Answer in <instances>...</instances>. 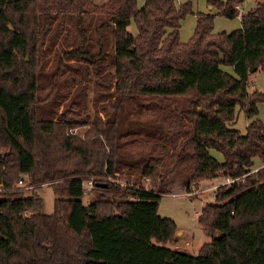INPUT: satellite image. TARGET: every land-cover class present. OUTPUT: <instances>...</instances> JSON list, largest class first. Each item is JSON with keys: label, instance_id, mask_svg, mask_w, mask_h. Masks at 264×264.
Instances as JSON below:
<instances>
[{"label": "trees", "instance_id": "obj_1", "mask_svg": "<svg viewBox=\"0 0 264 264\" xmlns=\"http://www.w3.org/2000/svg\"><path fill=\"white\" fill-rule=\"evenodd\" d=\"M241 1L205 0L239 27L213 32L196 12L181 42L188 3L0 0V264H264V95L247 92L264 68V0L238 14ZM219 175L243 178L200 208L209 241L195 255L164 246L177 236L159 196ZM42 184L50 213L23 194Z\"/></svg>", "mask_w": 264, "mask_h": 264}, {"label": "rangeland", "instance_id": "obj_2", "mask_svg": "<svg viewBox=\"0 0 264 264\" xmlns=\"http://www.w3.org/2000/svg\"><path fill=\"white\" fill-rule=\"evenodd\" d=\"M189 14V13H188ZM258 79V78H257ZM255 86L263 88L260 85L264 84L258 81L254 82ZM249 86V85H248ZM248 88V87H247ZM260 90V89H259ZM90 94V93H89ZM95 108L88 103V113L93 116ZM258 116L260 117L262 125H264V98L258 105ZM239 122V120L237 121ZM78 128L76 130H80ZM211 155L216 156V151L210 150ZM218 154V153H217ZM260 164V163H259ZM122 178V177H121ZM222 177L219 175L213 178L201 179L196 184H191L187 191H184L178 182L171 185L170 192L163 193L159 196L157 201V214L160 216H167L171 218L176 227V241L173 244L165 243L166 247H174L184 249L187 253L195 255L197 249L203 242L209 241V237L204 234L196 221L200 208L213 199L215 187L222 183ZM124 180L118 179L117 183L121 184ZM139 184L148 188L151 185V179L147 176L139 178ZM16 185L23 186V183ZM84 194L81 197L82 203H86L89 198L87 193L88 186L82 183ZM189 195H187L188 193ZM24 195L36 194L41 199V211L50 213L52 209V193L50 186L42 184L34 189L25 186L23 190Z\"/></svg>", "mask_w": 264, "mask_h": 264}, {"label": "crops", "instance_id": "obj_3", "mask_svg": "<svg viewBox=\"0 0 264 264\" xmlns=\"http://www.w3.org/2000/svg\"><path fill=\"white\" fill-rule=\"evenodd\" d=\"M105 0H93L95 4H101ZM176 5L183 4V3H188L190 12L189 14L187 13L179 22V27H178V40L181 42L186 41L194 28L195 24V14L196 12H203V13H209L213 14V24H212V31L213 32H229L235 28H238L240 23H239V16H234L231 18H226L222 17L219 15H216V9L214 7H210L207 5L205 0H172ZM223 1V0H222ZM144 3V0H135V6L137 8L141 7L142 4ZM255 3V0H242L240 3L236 5L238 14L239 13H244L246 12L249 8H251ZM126 30L129 34L132 36L136 34V28L134 26V23L132 19H129L128 24L126 25ZM223 70H225L228 73H231V68L224 66L221 67ZM258 78V79H257ZM262 83L264 81V68L261 70H249L247 72V81H248V88L247 92L251 91H256L260 92L264 95V84H261L260 86L263 88H257L255 86L256 81ZM262 101V100H261ZM260 101V102H261ZM258 105L259 102L256 104L257 106V115L256 117L260 120V117L258 116ZM239 120V122H237ZM249 120L246 119L243 115V113L240 110H236L235 112V120L234 123L231 125L233 128L237 129L239 133L243 134L244 133V128ZM261 121V120H260ZM264 127V125H262ZM214 157L217 160H220V155L216 153V156ZM259 160L254 159V163L252 167H259L261 163L259 164ZM177 247V246H175ZM198 250V249H197Z\"/></svg>", "mask_w": 264, "mask_h": 264}, {"label": "built area", "instance_id": "obj_4", "mask_svg": "<svg viewBox=\"0 0 264 264\" xmlns=\"http://www.w3.org/2000/svg\"><path fill=\"white\" fill-rule=\"evenodd\" d=\"M255 170H256L255 167H251V168H250V172H254ZM242 178H243V176H240V177H237V178H231V177H226V176H224V177H222L223 180H222V183H221L220 185L228 184V183H231V182H233V181H241ZM17 183H18V184H21V181L18 180ZM84 183L88 186V188H89L90 185H91V183H90L89 180L85 181ZM187 193H188V192H187ZM187 195H189V193H188ZM21 214L24 215V216H27V215H28V212H27L26 210H23V211H21Z\"/></svg>", "mask_w": 264, "mask_h": 264}]
</instances>
